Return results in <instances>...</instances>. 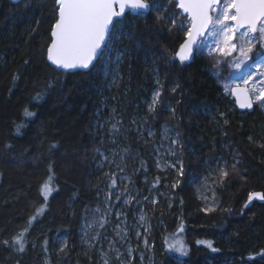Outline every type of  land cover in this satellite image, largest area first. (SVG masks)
<instances>
[{"label": "trees", "instance_id": "obj_1", "mask_svg": "<svg viewBox=\"0 0 264 264\" xmlns=\"http://www.w3.org/2000/svg\"><path fill=\"white\" fill-rule=\"evenodd\" d=\"M145 1L148 12L114 21L89 70L67 72L46 60L56 0H0V264H101L83 252L79 228L107 184L118 199L131 193L128 209L135 200L145 206L153 264H264V115L256 106L239 111L208 74L217 54L177 56L189 20L175 0ZM116 44L125 49L122 81L103 90L108 99L97 118L99 74ZM250 54L260 56L258 43ZM157 85L156 132L142 140L136 107ZM163 122L175 133L180 163L169 177L153 160ZM99 151L118 162L124 183L113 163L98 168ZM232 151L238 161L226 163L220 204L205 211L191 180ZM101 220V228L116 225L113 211Z\"/></svg>", "mask_w": 264, "mask_h": 264}, {"label": "rangeland", "instance_id": "obj_2", "mask_svg": "<svg viewBox=\"0 0 264 264\" xmlns=\"http://www.w3.org/2000/svg\"><path fill=\"white\" fill-rule=\"evenodd\" d=\"M212 26L209 37L206 40H200L196 49H201L206 54H217L219 62L215 67L207 68L208 74L212 75L216 83L221 86L224 93L231 90L233 86H247L248 91L253 99L254 106L264 115V27L255 34H250L247 29L235 34L232 41L219 42L210 45V39L217 40V25L221 22L222 17L218 15L217 9H212ZM234 16V15H233ZM231 12L228 17L231 22L234 18ZM120 37L116 33V39ZM219 39V37H218ZM259 44L261 54L257 59H251V47ZM125 49L123 47L111 46L107 52L106 60L102 65L99 74V83L96 87L98 97L97 118L103 111L108 96L103 92L104 89L111 90L122 81V65L124 61ZM226 67L227 72L222 73V68ZM157 83V80H156ZM159 87L154 88L150 95L142 98L140 104L136 107L139 116V123L134 127L135 132L140 139L146 140L152 138L156 132L154 125L155 111L159 103ZM167 103L164 109H170ZM211 115V113L209 114ZM97 118L94 120V128L100 127ZM249 139L253 140L252 136ZM256 141H260L259 138ZM177 143L175 133L167 122L161 124L159 137L153 146V160L156 169L165 173L169 177L172 173H178L180 163L176 158L174 147ZM101 160L97 163L99 169H103L105 164L113 163L112 168L117 172V178L124 183L127 176L123 169L118 168V162H113V158L102 151ZM237 162V154L231 152L230 159L218 160L214 164H205L202 172L193 177L191 186L193 187L197 198L200 200L203 210L208 211L215 209L220 204V198L217 188L226 174V163ZM106 173V171H105ZM107 184L100 195L98 210L89 208L83 214L80 221V244L85 254L98 256L101 264H112V260H117L119 264H130L136 259V264H153L150 254L151 244L147 239L150 231L148 213L140 200L131 202L132 195L127 193L120 199L117 189H109ZM167 195V191L163 192ZM257 195V194H256ZM253 195V196H256ZM251 199V198H250ZM156 200L155 194L150 192L147 198L148 202ZM140 204V205H139ZM114 215L116 225L107 223V229L112 232L107 235V229L101 228V219L106 216ZM60 247L65 244V239H59Z\"/></svg>", "mask_w": 264, "mask_h": 264}, {"label": "water", "instance_id": "obj_3", "mask_svg": "<svg viewBox=\"0 0 264 264\" xmlns=\"http://www.w3.org/2000/svg\"><path fill=\"white\" fill-rule=\"evenodd\" d=\"M17 2L19 0H12ZM182 15L189 20L188 33L179 46L177 56L191 61L197 44L211 23V8L219 0H175ZM57 18L52 25L46 60L61 71H87L99 58L114 21L126 12H148L145 0H56ZM233 25L239 33L249 28L256 31L264 18V0H234ZM231 97L239 111L254 109L247 86H233Z\"/></svg>", "mask_w": 264, "mask_h": 264}, {"label": "built area", "instance_id": "obj_4", "mask_svg": "<svg viewBox=\"0 0 264 264\" xmlns=\"http://www.w3.org/2000/svg\"><path fill=\"white\" fill-rule=\"evenodd\" d=\"M212 9H217L218 15L222 17L221 22L217 25V40L210 39V45L213 43H219V42H229L232 41L234 37V33L237 34L234 30L233 22L229 20L230 17H228V12H231L232 16L235 15L234 12V0H219L217 5H214ZM234 17V16H233ZM233 19V18H232ZM210 23L208 30L205 34V36L201 40H206L209 37L211 25ZM264 27V18H262L258 25H257V31L260 30V28ZM248 30V29H247ZM249 31V30H248ZM250 33V31H249ZM251 34V33H250ZM219 37V39H218Z\"/></svg>", "mask_w": 264, "mask_h": 264}, {"label": "bare ground", "instance_id": "obj_5", "mask_svg": "<svg viewBox=\"0 0 264 264\" xmlns=\"http://www.w3.org/2000/svg\"><path fill=\"white\" fill-rule=\"evenodd\" d=\"M262 69H264V68H262Z\"/></svg>", "mask_w": 264, "mask_h": 264}]
</instances>
